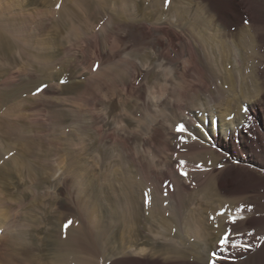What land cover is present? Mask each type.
Wrapping results in <instances>:
<instances>
[{"label":"bare ground","instance_id":"obj_1","mask_svg":"<svg viewBox=\"0 0 264 264\" xmlns=\"http://www.w3.org/2000/svg\"><path fill=\"white\" fill-rule=\"evenodd\" d=\"M46 1L27 24L31 2L0 3V51L51 69L29 52L37 18L66 25L60 55L103 23L136 51L96 49V73L69 58L61 93L51 76L0 95L16 119L0 127V187L20 178L27 191L0 215V264H264V0ZM93 82L121 89L86 121L79 101ZM41 140L54 154L36 152Z\"/></svg>","mask_w":264,"mask_h":264},{"label":"rangeland","instance_id":"obj_2","mask_svg":"<svg viewBox=\"0 0 264 264\" xmlns=\"http://www.w3.org/2000/svg\"><path fill=\"white\" fill-rule=\"evenodd\" d=\"M15 1V0H14ZM29 2H31L32 4H26L25 6V20L23 19V22H25V24H27V21H29V14L30 13H35V11H38V12H41V13H44L45 11H48V4H47V1L46 0H28ZM3 0L0 2L2 3ZM36 8V9H35ZM33 10V11H32ZM29 12V13H28ZM37 13V12H36ZM12 15L14 14L13 12L11 13ZM9 15V16H12V15ZM36 22L32 24L31 26V36H32V39H34V43H33V49H38V50H32V47L30 48L31 51H29L31 53V55L33 54L34 56H46L45 54H47V58L48 59H51V62H53L54 60V63L53 65L51 66V69L50 68H47L46 70H43V73L41 71V67L39 66V64L33 62L32 59H30V61H26V59H24V57H22V51H0V92H2L0 95H3V94H6V93H10L11 91H14V90H17L19 87H20V84L22 83H26L27 81L31 82L32 79L36 80H41V77L42 79H48L50 78L51 76H55V79H58L56 81V84H58L59 87H57L58 89V93H61L64 86H66L67 84L70 83L71 79L69 77V72L67 70V64L69 62V60L73 57V56H76L78 58V65L81 67L84 66L85 69H88L91 67V72L92 73H96L99 69V65H100V61L97 57V54H96V49H98V51L100 53H105L106 51H118V50H123L124 47H129L127 51L129 52H133V51H136V48L132 47V45L130 46L128 44V41H129V37L128 35H126L123 31L121 30H116L115 31H112L111 30V26H107L106 23H103L101 24L98 28H97V33L99 34L98 38L96 39H92L90 42H81L82 44H79L80 46L79 47H75L72 48V50H70V52H65L63 53L62 55H60V51L62 52L61 49H63L65 46V44L67 43L68 41V38H69V34H68V31L66 30V25L65 24H58L56 22H54L53 20H45L44 18H37L35 19ZM41 21L43 23H41ZM52 21V22H51ZM47 22V23H46ZM38 23V24H37ZM51 25H50V24ZM54 23V24H53ZM106 24V29H110L111 32H107L105 34H101L100 33V29L102 26H105ZM37 25V26H36ZM46 25V26H45ZM55 25V26H54ZM50 28H49V27ZM39 27V28H38ZM65 27V28H64ZM41 28V29H40ZM52 29V30H51ZM56 30V31H55ZM49 33H47V32ZM51 31V32H50ZM120 31V32H119ZM45 32V33H44ZM56 32V34H55ZM37 35H36V34ZM120 33V34H119ZM58 34V35H57ZM115 34V36H114ZM40 36V37H39ZM45 36V37H44ZM39 37V38H38ZM116 37H119V42H118V38ZM124 38L123 41H121L120 38ZM41 38H42V44L43 45H40L41 44ZM38 39V40H37ZM45 39H46V42H45ZM126 40V41H125ZM37 43H36V42ZM39 42V43H38ZM47 42H48V45L49 47L47 46ZM92 42V44H91ZM46 43V44H45ZM89 43V44H88ZM123 43V44H122ZM54 44V46H53ZM38 45V47L36 46ZM40 45V46H39ZM47 47H46V46ZM36 48H35V47ZM42 46L43 48L45 47V49L41 50L42 49ZM60 46V47H59ZM41 47V49L39 48ZM49 48V49H48ZM51 48V50H50ZM48 49V50H47ZM69 51V50H68ZM73 51V52H72ZM7 52V53H6ZM9 53V55H7ZM12 55H11V54ZM41 53V54H40ZM69 53V54H68ZM8 56H6V55ZM20 54V55H19ZM38 54V55H37ZM51 54V55H50ZM54 54V55H52ZM3 55V56H2ZM11 55V56H10ZM70 55V57H69ZM6 56V57H5ZM21 56V61H20V57ZM51 56V57H50ZM4 57V58H3ZM10 57V58H9ZM53 57V58H52ZM6 58L8 60H6ZM60 58V59H58ZM70 58V59H69ZM19 59V60H18ZM23 60V61H22ZM117 60V59H116ZM22 62L20 64V62ZM56 61V62H55ZM60 61V62H59ZM80 61V62H79ZM91 61V62H90ZM12 62V63H11ZM19 62V63H17ZM26 62V63H24ZM82 62V63H81ZM3 63V64H2ZM28 63V64H27ZM34 63V65H33ZM32 64V66H31ZM56 65V66H55ZM7 66V67H6ZM87 66V68H86ZM93 66V67H92ZM26 67H29V68H26ZM12 68H14L12 70ZM34 68L36 70H34ZM9 69V70H8ZM28 70V71H35V74H32L29 75H25L26 76V79L21 76V79L20 77L18 79H16L17 77H14L15 74L17 73H21L23 74V71ZM89 70V69H88ZM94 70V71H93ZM46 73H45V72ZM163 70L162 69H159V72H161ZM168 71V70H167ZM89 72V71H87ZM90 72V73H91ZM169 72V71H168ZM42 73V74H41ZM37 74V75H36ZM40 74V75H39ZM44 74V76H43ZM34 75V76H33ZM49 75V76H48ZM13 76V77H12ZM172 76V75H171ZM40 77V78H39ZM48 77V78H47ZM11 78H14L11 79ZM23 78V80H22ZM11 79V80H10ZM29 79V80H28ZM31 79V80H30ZM83 79V78H82ZM12 82H10V81ZM16 80V81H15ZM193 80V79H191ZM47 81V80H46ZM93 85H89L87 91H85V93L80 97V103L79 105L80 106V112L82 114V116L84 117V119L86 121H89V118L91 119L93 114H97V113H101V110L103 109L104 105L107 104L109 102V98L111 99L112 97H114L113 99L115 100V93H119L120 92V87L116 84L114 85L113 82H110V83H104V82H93L92 83ZM3 86V87H2ZM5 86V87H4ZM16 86V87H15ZM18 86V87H17ZM9 87L11 88L9 90ZM14 87V88H12ZM114 87V88H113ZM5 88V89H4ZM98 88V89H97ZM9 90V91H8ZM97 90V91H96ZM8 91V92H7ZM5 92V93H4ZM89 92V93H88ZM98 92V93H97ZM104 92V93H103ZM112 93V94H111ZM92 94V95H91ZM26 95L28 96V94H25L23 95V98H26ZM113 95V96H112ZM91 96V97H90ZM112 96V97H111ZM57 97H68L67 95H62L60 96L59 94H57ZM98 97V98H97ZM94 98V99H93ZM83 99V100H82ZM107 99V100H106ZM84 101V103H83ZM96 101V102H95ZM82 102V103H81ZM114 103L116 104L117 102L114 101ZM93 104V105H92ZM96 104V105H95ZM2 105V106H1ZM11 105V104H10ZM84 105V107H82ZM96 106V108H95ZM92 107V108H91ZM43 108V107H42ZM56 107L54 106H48V109L46 110L45 108V111L46 112L45 114L48 115V112H52V111H56L55 110ZM82 108V109H81ZM6 107L3 106V104H0V127L2 128V124L5 126V123L7 124V122H13L15 121L16 119L13 117H10V118H6L5 117V111H6ZM61 108H58L57 107V110H60ZM96 109V110H95ZM93 110V111H92ZM92 111V112H91ZM97 111V112H96ZM86 112V113H85ZM95 112V113H93ZM44 115V114H43ZM41 117V120L44 119L43 116ZM86 115V116H84ZM3 120V121H1ZM5 122V123H4ZM18 124H23L25 125L24 127L26 126H29L30 124H25V123H22L20 121H18ZM34 126V125H32ZM4 128V127H3ZM50 134V133H48ZM89 135L90 136H93L94 135V130H90L89 131ZM39 136V135H38ZM45 136V135H44ZM39 137H42V136H39ZM114 145V142L112 143ZM115 145H117V143L115 142ZM55 146L51 145V144H48L46 142H43L41 140V143L39 145H37V149L39 154L41 155H48L49 153H53L56 151V147L54 150L51 151V149H53ZM65 147V146H64ZM40 151V152H39ZM51 151V152H50ZM37 153V154H38ZM38 154V155H39ZM60 156H62L63 153H58ZM175 154H178L180 155L181 153L179 152H175ZM181 156V155H180ZM179 157V156H178ZM56 158V157H54ZM52 158L53 160H50L49 163L52 165V166H55L53 165V161H55V159ZM60 175V173H58L56 175L55 178H57L58 176ZM20 178H14L13 182H15V185H12L14 184L13 182L11 181H8L6 182V186L3 187H0V215H2V212L6 214V212L9 211V205H11V200H20V198L22 199L23 195H25V192L27 193V191H24L23 190V187H22V184H20ZM11 182V183H10ZM17 183V184H16ZM12 187H11V186ZM7 186L9 188H7ZM17 187V188H16ZM21 189V190H20ZM3 192H2V191ZM17 190V191H16ZM24 192H23V191ZM22 191V193H21ZM17 192V194H16ZM21 193V194H20ZM11 194H13V196H11ZM4 196V197H3ZM10 196V197H9ZM14 197V198H13ZM4 198V199H3ZM6 198V199H5ZM8 198V199H7ZM13 198V199H12ZM10 199V200H9ZM8 200V201H7ZM10 201V202H9ZM9 204H7V203ZM29 202V199L27 200V203ZM3 203V204H2ZM7 205V206H6ZM31 205V206H30ZM3 206V207H2ZM8 207V208H7ZM6 208V209H5ZM28 208H32V204L30 203L28 206H26V211H28L29 209ZM2 209V211H1ZM8 209V210H7ZM5 210V212H4ZM7 210V211H6ZM41 212V213H40ZM50 212V213H49ZM37 213H38V217H46V223H48V219L50 220H56L55 218H50L51 217H54V215L52 216L51 215V211H47V209L43 208V209H37ZM44 213V214H43ZM46 213H49L46 214ZM4 214V215H5ZM43 227V226H42ZM51 226H49L50 228ZM1 234H2V230H0V237H1ZM2 243V242H1ZM1 246H0V250H1ZM2 253V250L0 251ZM8 254H13V252L10 253V251H6ZM0 253V254H1ZM0 257H3V255H0ZM5 257V256H4ZM3 257V258H4ZM3 258H0L3 260ZM17 259V258H15ZM18 264V263H17Z\"/></svg>","mask_w":264,"mask_h":264},{"label":"snow or ice","instance_id":"obj_3","mask_svg":"<svg viewBox=\"0 0 264 264\" xmlns=\"http://www.w3.org/2000/svg\"><path fill=\"white\" fill-rule=\"evenodd\" d=\"M47 85H42L40 87L37 88L36 92L39 93L42 89L46 88ZM249 120H251V117H249ZM185 131L184 127L181 125L180 127L177 128V132H183ZM185 162L184 161H180V164L183 165ZM181 175L182 176H185L187 177V173L186 172H181ZM72 224V221H68L66 224H65V228L67 229L70 225ZM229 240V236L226 234L223 239L221 240V246H225L227 244Z\"/></svg>","mask_w":264,"mask_h":264}]
</instances>
